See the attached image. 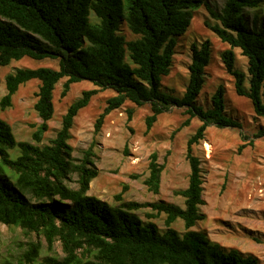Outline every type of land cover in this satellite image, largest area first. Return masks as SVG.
<instances>
[{
  "label": "trees",
  "instance_id": "trees-1",
  "mask_svg": "<svg viewBox=\"0 0 264 264\" xmlns=\"http://www.w3.org/2000/svg\"><path fill=\"white\" fill-rule=\"evenodd\" d=\"M260 1L223 0L216 10L205 0H0V66L23 57L58 59L57 68H16L4 77L1 110L10 106L21 84L39 81L33 108L41 122L32 133L35 142L18 141L0 118V224L42 237L48 251L59 242L62 255H47L43 264H258L256 256L226 250L205 232L192 229L203 218L199 206L204 203L200 160L192 145L203 139L209 123L240 127L225 112L223 84L212 93L209 108L194 104L210 59L209 40L190 44L188 80L180 97L162 92L160 80L169 72L175 36L187 30L193 10L203 5L216 20L206 22L207 27L229 45L221 59L233 77L235 93L248 98L254 113L264 117V27L249 29L243 15L245 8H255ZM122 21L138 37L125 39L119 32ZM234 47L246 57L247 74L235 68ZM61 78H65L62 96L79 80H89L95 88L83 90L67 106L54 137L39 145L53 115V89ZM106 88L115 93L96 117L95 133L105 116L125 101L149 103L146 130L172 106L186 107L190 116L200 119L186 141L187 186L174 190L183 197L182 206L163 201H123L112 206L87 193L98 174L92 145L77 158L68 140L78 111ZM131 112L127 110L128 119ZM255 136H264V129ZM162 169L152 152L143 182L153 193L159 190ZM115 198L121 199V193ZM142 207L164 213V231L133 212ZM176 219L183 222L182 233L171 227ZM40 247V240L29 241L19 264L34 262Z\"/></svg>",
  "mask_w": 264,
  "mask_h": 264
},
{
  "label": "rangeland",
  "instance_id": "rangeland-1",
  "mask_svg": "<svg viewBox=\"0 0 264 264\" xmlns=\"http://www.w3.org/2000/svg\"><path fill=\"white\" fill-rule=\"evenodd\" d=\"M205 1L216 10L223 3V0ZM243 15L249 29L264 27V0L255 8H245ZM90 19L94 20L92 11ZM206 22L215 23L216 20L201 5L193 10L187 30L175 36L169 72L160 80L162 92L180 97L188 80L190 44H200L208 39L210 59L204 68V81L194 104L209 108L212 93L218 84H223L225 112L240 123V127H219L209 123L203 139L192 145L193 154L200 160L201 195L204 201L199 206L203 218L192 229L205 232L210 240L226 250L235 248L244 255L256 256L258 264H264V136H255L257 130L264 129V117L254 113L248 98L235 93L233 77L227 73L221 59V52L229 45L222 42ZM119 32L125 39L138 37L124 21L119 25ZM233 51L235 68L246 73V57L238 47H234ZM38 66L57 68L58 59L23 57L0 66V97L6 91L4 77L7 73L16 68ZM247 78L246 75L245 86L248 85ZM64 80L61 78L53 89V115L39 145L48 143L54 137L67 106L80 97L83 90L95 88L91 81L79 80L71 83L62 96ZM38 83L37 79H31L21 84L12 95L10 106L0 109V118L11 126L18 141L35 142L32 133L41 122L33 108ZM114 93L111 88H106L91 96L88 104L74 117L70 129L68 142L72 146V155L80 157L90 145L95 154L98 174L90 181L87 193L112 206L123 201H163L182 206L183 197L174 194V190L187 186L189 164L185 157L186 141L200 124V119L190 116L186 107L172 106L160 113L150 129L146 130L144 119L150 114L149 103L136 105L125 101L105 116L100 130L95 133L94 121L105 107L106 99ZM128 109L132 111L130 119ZM186 119L188 122L184 124ZM240 145L243 146L239 149ZM152 152L156 153L157 161L163 164L157 193L149 191L143 182L148 174ZM5 170L10 173L7 168ZM70 184L74 186V182ZM118 193H121L119 200L115 198ZM133 212L143 221L152 220L160 232L164 231V213L150 207ZM150 213L153 214L151 217L148 216ZM171 227L179 233L184 231L180 219H176ZM35 240H40L41 247L36 260L29 264H43L47 255H62L59 242H55L53 249L48 251L42 237L26 233L19 227L0 224V264H19L27 243Z\"/></svg>",
  "mask_w": 264,
  "mask_h": 264
}]
</instances>
